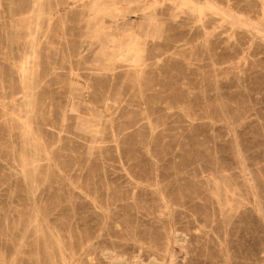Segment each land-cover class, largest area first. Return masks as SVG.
<instances>
[{
	"label": "rangeland",
	"instance_id": "374dc122",
	"mask_svg": "<svg viewBox=\"0 0 264 264\" xmlns=\"http://www.w3.org/2000/svg\"><path fill=\"white\" fill-rule=\"evenodd\" d=\"M0 264H264V0H0Z\"/></svg>",
	"mask_w": 264,
	"mask_h": 264
},
{
	"label": "bare ground",
	"instance_id": "6f19581e",
	"mask_svg": "<svg viewBox=\"0 0 264 264\" xmlns=\"http://www.w3.org/2000/svg\"><path fill=\"white\" fill-rule=\"evenodd\" d=\"M41 4H42V3H41ZM48 9H49V8H48ZM39 15H40V14H39ZM148 26H149V25H148ZM32 40H33V39H32ZM29 53H30V52H29ZM22 54H23V53H22ZM19 66H20V65H19ZM27 66H28V65H27ZM28 68H29V67H28ZM28 68H27V69H28ZM30 68H32V67H30ZM30 70H31V69H30ZM30 70H29V71H30ZM33 70H34V69H33ZM23 72H24V71H23ZM23 72H22V73H23ZM27 72H28V71H27ZM27 72H26V73H27ZM33 73H34V72H33ZM24 74H25V73H24ZM30 75H31V74H30ZM32 76H33V74H32ZM32 76H31V77H32ZM23 77H24V76H23ZM23 77H22V78H23ZM29 77H30V76H29ZM27 79H28V77H27ZM23 80H24V79H23ZM31 80H32V79H31ZM34 81H36V80H34ZM28 82H29V81H28ZM31 82H32V81H31ZM31 82H30V83H31ZM25 83H26V82H25ZM30 83H28V84H30ZM35 84H36V83H35ZM29 86H30V85H29ZM22 87H23V86H22ZM24 87H25V85H24ZM27 87H28V86H27ZM34 87H35V85H34ZM22 89H23V88H22ZM25 91H26V90H25ZM25 91H24V92H25ZM33 91H34V90H33ZM35 91H36V90H35ZM27 93H28V92H26V94H27ZM30 95H31V94H30ZM30 95H29V96H30ZM25 96H26V95H25ZM26 97H27V96H26ZM33 97H34V95H33ZM23 98H24V96H23ZM31 99H32V97H31ZM34 100H35V99H34ZM30 101H31V100H30ZM23 102H24V101H23ZM26 102H27V101H26ZM26 102H25V103H26ZM31 102H32V101H31ZM31 102H30V103H31ZM30 103H29V104H30ZM27 104H28V102H27ZM31 106H32V105H31ZM27 107H28V106H27ZM33 108H34V107H32V109H33ZM25 110H26V109H25ZM27 110H28V108H27ZM30 110H31V109H30ZM32 111H33V110H32ZM26 112H27V111H26ZM27 113H28V112H27ZM29 114H30V113H29ZM28 116H29V115H28ZM30 117H31V116H30ZM26 119H27V118H26ZM28 119H29V118H28ZM33 120H34V119H33ZM28 124H29V123H28ZM28 126H29V125H28ZM29 127H30V126H29ZM32 129H33V128H32ZM29 130H30V129H29ZM27 133H28V132H27ZM32 135H33V134H32ZM26 139H27V138H26ZM32 139H33V138H32ZM26 145H27V144H26ZM22 159H23V158H22ZM38 161H39V160H38ZM25 164H26V163H25ZM34 169H36L35 166H34ZM32 187H33V186H32Z\"/></svg>",
	"mask_w": 264,
	"mask_h": 264
}]
</instances>
